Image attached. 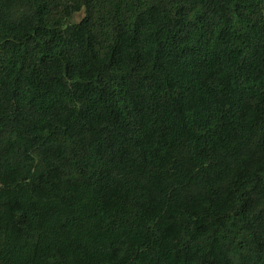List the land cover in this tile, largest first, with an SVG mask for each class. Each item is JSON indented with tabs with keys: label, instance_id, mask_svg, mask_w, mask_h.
<instances>
[{
	"label": "trees",
	"instance_id": "trees-1",
	"mask_svg": "<svg viewBox=\"0 0 264 264\" xmlns=\"http://www.w3.org/2000/svg\"><path fill=\"white\" fill-rule=\"evenodd\" d=\"M0 264H264V0H0Z\"/></svg>",
	"mask_w": 264,
	"mask_h": 264
},
{
	"label": "rangeland",
	"instance_id": "rangeland-1",
	"mask_svg": "<svg viewBox=\"0 0 264 264\" xmlns=\"http://www.w3.org/2000/svg\"><path fill=\"white\" fill-rule=\"evenodd\" d=\"M83 15H84L83 12L77 14L76 16L73 17L72 22H74V23L79 22L83 18Z\"/></svg>",
	"mask_w": 264,
	"mask_h": 264
}]
</instances>
